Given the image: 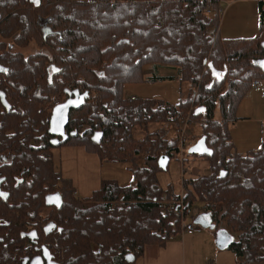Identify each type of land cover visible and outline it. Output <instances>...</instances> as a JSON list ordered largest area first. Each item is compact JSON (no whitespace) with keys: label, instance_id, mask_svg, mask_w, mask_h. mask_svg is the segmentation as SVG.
<instances>
[{"label":"trees","instance_id":"obj_1","mask_svg":"<svg viewBox=\"0 0 264 264\" xmlns=\"http://www.w3.org/2000/svg\"><path fill=\"white\" fill-rule=\"evenodd\" d=\"M219 1L0 0V64L8 68L0 91L11 104L8 110L0 97V178L9 194L0 198V264H22L32 244L22 234L34 229L61 264H135L145 245L164 246L181 234L197 202L204 205L195 220L207 217L214 229L222 222L237 232L229 249L239 264L264 259V143L243 154L231 130L254 81L264 80V0L259 34L235 38L220 35ZM49 17L55 34L44 40ZM32 42L40 49L14 50ZM146 64L154 65L150 80L188 82L187 98L175 105L126 97L124 87L143 81ZM160 65L175 75L159 74ZM75 89L89 96L69 115L68 131L77 136L60 146L129 163L131 184L105 179L86 198L77 197L71 180L58 184L50 118ZM183 117L200 122L194 143L205 135L213 154H196L211 173L183 178L176 195L158 182L159 158L179 153L164 124ZM149 124L158 131L134 136L136 126ZM97 131L100 143L92 140ZM51 194L61 196L60 206L47 205ZM49 221L62 231L45 234Z\"/></svg>","mask_w":264,"mask_h":264},{"label":"rangeland","instance_id":"obj_2","mask_svg":"<svg viewBox=\"0 0 264 264\" xmlns=\"http://www.w3.org/2000/svg\"><path fill=\"white\" fill-rule=\"evenodd\" d=\"M92 1L99 3V0ZM230 1L236 2V0H223L220 3V6L224 9L221 13V37L235 38L253 37L258 35L260 32L258 9L259 0H241V2L236 3L235 6L231 8L230 5H228ZM39 49V45L35 42H32L26 48L18 46L14 47V50H19L26 54L35 52ZM158 70L159 74L164 76H171V74H173L171 68L167 66L160 65ZM153 73H155L154 65L146 64L144 66L143 81L126 85L124 87V95L128 98L137 97L142 99L164 100L175 105L178 104L181 99L187 98L190 93V84L188 82L180 81L179 79L153 81L149 79L153 76ZM261 95L262 93L260 91L252 87L246 97L242 100L238 110L239 116H249L251 119L248 118V120H242L238 118L232 125L231 130L233 141L235 142L237 149L243 154L248 153L250 150L259 148L264 143V140L262 139L264 136L263 126L260 122L255 121V118H259L261 116V108L264 106V99ZM172 120L166 122L164 126L167 129L168 136L174 138L176 141L179 140V153L171 159L166 170H161L158 173V182L164 190L173 188L174 194L179 195L183 192V178L189 179L190 177L201 176L203 174L208 175L211 173V170L206 159H203L198 155L188 153L189 147L194 144L195 139L202 133L200 122H191L189 117H183L180 119L177 118L175 119V122ZM148 126L147 130L143 127L136 126L133 131L134 136L136 138H142L149 133L148 131L154 132L159 128L158 124H149ZM181 140L185 144V150H183V152H180ZM54 152L56 168L58 169V148H55ZM115 165L114 171L115 174H117L120 184H131L133 181V174L129 170V163ZM60 181H58V184ZM78 197L83 198L81 196ZM203 205V203L197 202L194 206H192L187 216L183 219L184 224L187 225L195 222L198 227L197 233H206L208 231L209 235L215 237V243H217V235L219 234L227 235L231 237L232 240H235L238 235L237 232L228 228L225 223L221 222L218 227L214 229L211 221L207 217L199 216L197 221L195 220L197 214L202 211ZM227 249L230 250L229 248Z\"/></svg>","mask_w":264,"mask_h":264},{"label":"crops","instance_id":"obj_3","mask_svg":"<svg viewBox=\"0 0 264 264\" xmlns=\"http://www.w3.org/2000/svg\"><path fill=\"white\" fill-rule=\"evenodd\" d=\"M239 2L241 0L230 1L228 5L231 8ZM221 30L222 26L220 25V32ZM171 70L173 72L171 75L174 76L175 71ZM261 96L264 99V96ZM261 109V116L255 118V121L260 122L264 129V106ZM239 117L242 120H248L249 118V116ZM262 139L264 140V136ZM58 160L59 167L57 170L60 172L61 177L71 180L76 190L75 194L77 197L81 196L83 198L91 197L93 192L101 187L105 179L116 180L120 183L114 167L115 164H125L103 162L97 153L89 152L84 146L78 145H67L58 148ZM197 232L183 235L181 232V234L170 238L164 246L158 244L145 245L143 255L137 259L135 264H211L212 261V264H239L235 254L228 249L220 248L218 243L214 241L215 237L209 235L208 231L206 233ZM249 264H264V259Z\"/></svg>","mask_w":264,"mask_h":264},{"label":"water","instance_id":"obj_4","mask_svg":"<svg viewBox=\"0 0 264 264\" xmlns=\"http://www.w3.org/2000/svg\"><path fill=\"white\" fill-rule=\"evenodd\" d=\"M0 17H1V14H0ZM50 20H51V17L45 19L43 22L42 34H43L44 40H47L50 36L55 34V32L49 26ZM262 45L264 47V42ZM261 66L264 70V59L261 63ZM7 72H8V68L5 67L4 65L0 64V73H7ZM54 72L59 73L60 69L54 66ZM88 96H89V93H87V92L82 93L78 89H75V90L71 91V95L69 96V98L66 101L59 103L58 105H56L54 107L52 114H51V118H50L49 133L53 136L63 135L62 140H60L59 138H53L51 140V142L54 146H60L62 143L67 141L69 136L65 134V129L69 123L70 112L73 109H79L80 107H82L86 103V99L88 98ZM0 97H1V101H2L3 105L8 110H11V104L9 103V101L6 97V93L4 91H0ZM75 134L76 133H73L72 135H75ZM97 137H99V138L97 139ZM102 138H103V132H100V131L95 132L92 136V140L96 143H100L102 141ZM188 153L193 154V155H196V154H198V155H212L213 151L208 147L207 138L204 135L189 147ZM169 162H170V157H168L166 155H162L159 158V167L162 170H166L168 168ZM2 181H3V178H0V194H3V195H0V198L7 200L9 197V194H8V192H5L2 190V188H1ZM46 202H47V205L60 206L61 202H62L61 196L59 194H51L47 197ZM56 227H57V225L55 222H50L44 227V231L46 234H48L53 229H55ZM59 230H61V228H59ZM33 233L35 235H32ZM22 236L28 237L30 239H35L37 237V232L35 230H33V231H30L27 233H23ZM232 242H233L232 238L227 236V235H224V234L217 235V243H218L219 247L222 249L229 248L230 245L232 244ZM43 249H44V255L34 258L31 261V264H44V260H43L44 257L47 261V264H56V263H51L49 261V258L51 256L49 249L47 247H44ZM135 259H136V257L133 254H127L126 255V260L130 263L135 261ZM28 261H29V259L26 258L23 261V264H27Z\"/></svg>","mask_w":264,"mask_h":264},{"label":"flooded vegetation","instance_id":"obj_5","mask_svg":"<svg viewBox=\"0 0 264 264\" xmlns=\"http://www.w3.org/2000/svg\"><path fill=\"white\" fill-rule=\"evenodd\" d=\"M73 91V90H72ZM69 95H71V92L69 93ZM58 105V104H57ZM69 121H70V119H69ZM68 125H69V123H68ZM68 125H67V127H66V129H65V134L66 135H68L69 137H68V139L71 137V136H77V132L75 131V132H70V131H68ZM73 133H76L75 135H72ZM50 134V133H49ZM51 135V134H50ZM53 138H59L60 140H62L63 139V135H59V136H53V135H51V139H50V142H51V140L53 139ZM67 139V140H68ZM52 143V142H51ZM53 145V144H52ZM54 146V145H53ZM57 148H60L61 146H56ZM50 222H54V221H49V222H47L44 226H43V231H44V227L48 224V223H50ZM56 225H57V223H56ZM59 228H61V227H59L58 225H57V227L55 228V229H53L52 231H54V230H58V231H62V228H61V230H59ZM35 230V229H34ZM33 231V230H32ZM36 232H37V237L35 238V239H30L29 238V240H31L32 241V244H30V245H28V251H27V254H26V256L24 257V260L26 259V258H28L29 259V261H28V263L27 264H31V261L34 259V258H36V257H38V256H43L44 255V247H47L48 249H49V252H50V255L52 256H50V258H49V261L51 262V263H56V264H61L60 262H59V260H58V258L56 257V255L54 254V253H52V251H51V249H50V247L48 246V245H46L45 243H43V241L41 240V237H40V235H39V232L37 231V230H35ZM51 231V232H52ZM45 232V231H44ZM50 232V233H51ZM46 234V233H45ZM49 234V233H48ZM24 237V236H23ZM23 260V261H24ZM43 260H44V264H47V261H46V259H45V257L43 258ZM22 264H23V262H22Z\"/></svg>","mask_w":264,"mask_h":264},{"label":"built area","instance_id":"obj_6","mask_svg":"<svg viewBox=\"0 0 264 264\" xmlns=\"http://www.w3.org/2000/svg\"><path fill=\"white\" fill-rule=\"evenodd\" d=\"M223 0H220L219 2L221 3ZM223 4V3H222ZM224 5V4H223ZM224 11V9L220 6L219 4V13L221 14ZM210 12V10H209ZM253 87L256 88L258 91H260L262 93V95L264 96V85H263V80L261 79H256L253 83ZM133 99L135 97H132ZM175 122V121H174ZM185 144L184 142L181 140L180 141V152H183V150H185ZM188 148V147H187ZM62 179L61 176H58L57 180L60 181ZM196 231H198V227L196 226L195 222L189 223L187 225L184 224V228L182 231V235L183 234H193ZM174 235H171L170 238H173Z\"/></svg>","mask_w":264,"mask_h":264},{"label":"snow or ice","instance_id":"obj_7","mask_svg":"<svg viewBox=\"0 0 264 264\" xmlns=\"http://www.w3.org/2000/svg\"><path fill=\"white\" fill-rule=\"evenodd\" d=\"M37 2H38V0H37ZM99 137H97V139H98ZM0 195H3V194H0ZM32 235H35L34 233L32 234Z\"/></svg>","mask_w":264,"mask_h":264},{"label":"bare ground","instance_id":"obj_8","mask_svg":"<svg viewBox=\"0 0 264 264\" xmlns=\"http://www.w3.org/2000/svg\"><path fill=\"white\" fill-rule=\"evenodd\" d=\"M173 121V120H172ZM189 125V124H188ZM188 127V126H187ZM179 141V140H178Z\"/></svg>","mask_w":264,"mask_h":264}]
</instances>
